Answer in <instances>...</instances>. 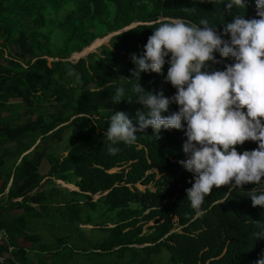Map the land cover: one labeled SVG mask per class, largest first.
Listing matches in <instances>:
<instances>
[{
	"label": "trees",
	"instance_id": "trees-1",
	"mask_svg": "<svg viewBox=\"0 0 264 264\" xmlns=\"http://www.w3.org/2000/svg\"><path fill=\"white\" fill-rule=\"evenodd\" d=\"M225 3L0 0V232L10 240H0L4 264H256L264 257V238L260 242L243 233L245 218L264 217V207H253L250 197L264 193V182L242 189L214 187L202 205L201 212L206 213L197 221L204 230L202 240L194 242L176 231L174 223L177 217L182 227L197 214L186 192L193 174L178 163L187 158L184 131L161 130L158 138L149 127L137 134L134 145H118L116 155L107 152L103 135L115 111L127 113L135 123L137 110H144L132 91L138 81L124 77L135 68L131 54L143 51L159 23L182 19L199 24L208 19L222 33L233 19ZM246 3V9H233L232 14L240 11L245 18L255 17V0ZM24 16L40 25L33 37L20 27ZM134 24L139 25L118 34ZM111 35L100 56L69 61ZM48 50L56 51L54 61L47 58ZM216 56L221 59L219 53ZM230 62L225 58L214 67L223 70ZM167 68L166 64L162 74L142 73L140 83L170 99L176 89L165 82ZM121 87L123 100L113 103ZM175 111L178 105L171 103L162 115ZM77 126L66 156L39 152L42 144ZM257 147L249 141L238 151ZM45 159L50 166L47 176L39 169ZM117 167L124 170L109 173ZM59 181L76 185L81 193L61 188ZM139 183L153 188L142 192L136 187ZM107 191L98 201L88 196ZM79 194L86 198L83 204L75 199ZM57 226L61 232H56ZM81 226L93 228L92 240ZM44 231L53 239L47 240ZM184 231L192 235L196 230L189 226ZM204 246L209 247L200 252ZM27 251L36 253L37 263Z\"/></svg>",
	"mask_w": 264,
	"mask_h": 264
},
{
	"label": "clouds",
	"instance_id": "clouds-1",
	"mask_svg": "<svg viewBox=\"0 0 264 264\" xmlns=\"http://www.w3.org/2000/svg\"><path fill=\"white\" fill-rule=\"evenodd\" d=\"M255 4L256 16L245 18L244 12L232 13L233 9H246V0H227L224 8L233 19L224 24L222 33L208 19H201L199 24L182 19L160 22L148 37L143 51L131 54L135 68L130 70V77H124L138 81L132 86V91L136 94V102L143 105L144 110H137L135 123L127 113L115 111L103 133L108 142L107 152L116 155L121 150L118 145H134L137 134L149 127L158 138L161 130L184 131L186 141L183 152L187 158L178 163L193 174L194 182L190 181L192 186L186 192L187 200L197 214L182 227L178 226L179 218L175 217L174 223L176 231L194 242L202 240L204 230L201 229V221H197L205 215L206 212H201L202 205L214 187L242 189L245 185L264 182V0H255ZM138 25L134 24L118 34ZM216 53L221 59H217ZM71 58L69 61H72ZM225 58L231 62L224 64L223 70L214 67L223 64ZM166 64L165 82L176 89L170 99L162 91L146 90L140 83L142 73L162 74ZM68 74L72 75L73 70L69 69ZM124 91L122 87L116 90L113 103L123 100ZM171 103L178 105V111L162 115L169 111ZM249 141L255 142L258 147L238 151V146ZM122 170L123 167H117L109 173L117 174ZM59 183L64 184L65 188L60 187L69 192L81 193L76 185ZM136 187L142 192L153 188L141 183ZM108 193H89L88 196L98 201ZM78 196L75 199L82 204L81 194ZM250 197L253 207H264V193ZM245 220L244 235L261 242L260 238H264L261 235L264 233V217L257 215ZM149 225L153 226V222ZM189 226L196 230L192 235L184 231ZM82 227L93 229L81 226V230ZM210 229L214 228L210 225ZM2 235L5 236L1 238ZM0 240L10 241L6 232H0ZM207 247L204 246L200 252ZM10 251L13 252L14 248ZM27 256L37 263L35 252L27 251ZM0 258L3 260L0 264H4L5 258ZM256 264H264V257Z\"/></svg>",
	"mask_w": 264,
	"mask_h": 264
},
{
	"label": "rangeland",
	"instance_id": "rangeland-1",
	"mask_svg": "<svg viewBox=\"0 0 264 264\" xmlns=\"http://www.w3.org/2000/svg\"><path fill=\"white\" fill-rule=\"evenodd\" d=\"M17 23H16V26H17ZM19 23H21L20 27L25 28L27 30V32L31 35V37L34 36V31H36V29H38L39 26H40L39 23L36 20L31 19L30 16L21 17V20H20ZM109 40H110V38H106L104 40H99V41L94 42L92 44V46H90L89 48L83 49V50H81V52H78V53L74 54L72 56L71 60L73 62H77V61H79L82 58H86L88 55L100 56L102 54L103 46L108 45L109 44ZM13 48L14 47L11 46L8 49H10V52H12L14 54L15 49H13ZM48 54H51V55L47 56V58L49 59L50 62L55 60L54 58H51V57H53V55L56 54V51L48 50ZM77 55H79V56H77ZM2 119H3L2 115L0 114V121ZM78 130H79V126L73 128V129H69L64 136L62 135V137H60V136L56 137V138H54V139L42 144L40 146L39 152H46V153L56 152V153H60V154H62L64 156H66L67 155V149L70 148L69 141L73 140V138L78 133ZM39 169H40V173L42 175H44V176L48 175L49 170H50V166H49V164H48L46 159L41 161V163L39 165ZM46 180H48V179H46ZM56 184L61 186V187H64V188L66 187L64 184H61L59 182H57ZM71 189L75 190L74 188H71ZM97 198L98 197H96L95 200H97ZM81 200L84 203L86 201V198L82 197ZM18 213H20V212H18ZM15 214H17V213H15ZM91 214H93V212H91ZM14 216H16V215H14ZM149 226L150 225L145 227V231H147L149 229ZM49 230L51 231L52 228H49ZM55 230H56V232H61L62 231L60 226H57L55 228ZM82 230H84V234H85V237L87 238V240H92L93 239V236L91 235V231L92 230H91L90 227H82ZM43 234L46 236L47 240L53 239V238H51L50 233H48V232L46 233V231H44ZM95 240H97V238Z\"/></svg>",
	"mask_w": 264,
	"mask_h": 264
},
{
	"label": "built area",
	"instance_id": "built-area-1",
	"mask_svg": "<svg viewBox=\"0 0 264 264\" xmlns=\"http://www.w3.org/2000/svg\"><path fill=\"white\" fill-rule=\"evenodd\" d=\"M4 236H5V235H2L1 238H3ZM2 261H3L2 258H0V263H1Z\"/></svg>",
	"mask_w": 264,
	"mask_h": 264
}]
</instances>
